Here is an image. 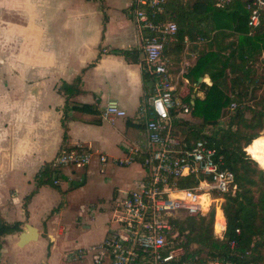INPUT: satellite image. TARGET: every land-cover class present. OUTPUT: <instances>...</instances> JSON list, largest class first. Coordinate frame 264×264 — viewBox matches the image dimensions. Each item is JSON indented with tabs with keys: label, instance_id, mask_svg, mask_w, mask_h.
Masks as SVG:
<instances>
[{
	"label": "crops",
	"instance_id": "0c3cea01",
	"mask_svg": "<svg viewBox=\"0 0 264 264\" xmlns=\"http://www.w3.org/2000/svg\"><path fill=\"white\" fill-rule=\"evenodd\" d=\"M130 1L0 0V221H19L20 231L25 224L33 225L37 238L29 242L42 236L44 242L52 243L47 255L50 264H57L61 250L56 249L64 243L66 214L73 217L74 225L86 230L80 235L89 238L96 215L108 211L111 218L103 219L99 236L64 257L71 264H88V259H74L73 252L100 241L114 227L118 201L145 175L141 163L149 152L144 135L148 114L140 115L144 97L141 64L119 53L135 49L143 59ZM197 55L194 44L188 42L182 54L168 57L169 71L177 83L175 95L182 101L203 96L202 80L210 85L207 76H199L197 81L185 76ZM77 77L81 91L73 96L74 101L95 104L98 111L69 112L65 146L98 150L109 159L130 155V147H137L138 152L124 166L109 160L100 163L94 157L85 167H60L57 184L36 187L38 170L54 159L62 145L63 95L58 86ZM108 101H115L126 114L113 121L103 118ZM80 194L89 198L74 197ZM63 200L68 201L66 207ZM216 215L221 217L222 231L223 211L218 208ZM20 231L1 237L11 242L9 237L16 236L17 242ZM4 247L0 264H15L8 245Z\"/></svg>",
	"mask_w": 264,
	"mask_h": 264
},
{
	"label": "trees",
	"instance_id": "16d2710c",
	"mask_svg": "<svg viewBox=\"0 0 264 264\" xmlns=\"http://www.w3.org/2000/svg\"><path fill=\"white\" fill-rule=\"evenodd\" d=\"M218 0H164L162 10L147 9L152 21H169L177 26L172 39L166 40L164 53L179 56L186 39L198 52L185 76L202 80L201 98L184 99L189 104L188 118L173 117L172 135L180 139L179 151L184 152L197 139L206 140L216 148L219 168L234 173L236 187L220 195L225 223L220 237H215L216 206L206 215L181 216L172 220L174 242L185 249L187 264H264V168L260 167V148L251 153L253 141L264 132V12L256 26H249L248 0H230L216 6ZM197 38L203 39L198 42ZM131 62H139L144 97L152 94L153 77L146 71L143 59L135 49L122 50ZM80 78L63 80L58 90L63 95L62 145L69 149L66 128L69 112L95 113V104L78 103L73 96L80 93ZM232 104H234L232 106ZM247 113L250 114L247 117ZM178 134H177V132ZM37 184L50 183L56 172L49 163L38 170ZM202 176L189 175L177 181L180 187L195 185ZM53 183V182H52ZM36 187L25 197V201ZM20 231V222L0 221V234Z\"/></svg>",
	"mask_w": 264,
	"mask_h": 264
},
{
	"label": "built area",
	"instance_id": "2783aa9c",
	"mask_svg": "<svg viewBox=\"0 0 264 264\" xmlns=\"http://www.w3.org/2000/svg\"><path fill=\"white\" fill-rule=\"evenodd\" d=\"M229 1L218 0L216 6ZM162 2L164 0H131L129 3L142 41V62L153 77L152 94L141 103L140 109L141 116L148 114L144 135L149 152L141 163L144 178L118 201L114 227L105 231L100 241L73 252L74 259H88V264H187L183 258L184 247L174 242L176 233L172 220L186 215H206L213 203L216 210L221 209L220 197L213 193L220 195L236 187L234 173L218 167L215 147L204 139H197L180 152V139L172 135L171 110L181 116L187 114L190 107L175 95L177 83L164 53V44L166 40H173L177 26L169 21H152L147 15V9L161 11ZM247 5L248 25L256 26L264 12V0H248ZM185 41L187 45L188 39ZM197 41L203 39L197 38ZM125 114L115 101L105 103L102 111L108 121ZM129 149L130 155L109 159L106 153L78 146L59 150L49 164L55 171L64 166L85 167L97 157L100 163L109 160L113 165L124 166L131 163L138 152L137 147ZM189 175L202 178L190 187L178 186L177 181ZM57 176L56 171L54 184L59 182Z\"/></svg>",
	"mask_w": 264,
	"mask_h": 264
},
{
	"label": "rangeland",
	"instance_id": "374dc122",
	"mask_svg": "<svg viewBox=\"0 0 264 264\" xmlns=\"http://www.w3.org/2000/svg\"><path fill=\"white\" fill-rule=\"evenodd\" d=\"M250 114L247 113V117H249ZM177 132V131H176ZM178 134V132H177ZM260 138H258L256 141H253V145L251 146V153L254 155L257 154V149L260 148V153H261V159H259V166L264 168V132L260 133ZM90 189V188H89ZM82 195V194H80ZM80 195H75L74 197L76 199H82L85 197L88 199V195L80 196ZM63 203L65 207L68 205V201L65 202L63 200ZM212 205L215 206V203ZM116 209V207H115ZM114 209V210H115ZM115 215V211L113 216ZM98 217V220H96V223L99 226H94V224L90 225V235L91 237L88 238V236H81L80 234L82 232H86V230L81 229L79 225H74V221L72 220L73 217H70V213L66 214V217H64V220L62 222V225L64 227L62 235L64 236V243H61V245H58L56 252L60 251V255L56 258L57 264H71L70 262H66L65 258L67 255H70L72 252V249L77 248L76 246H85L88 243L93 242L100 234L101 230V224L103 223L104 218H111L110 213L105 212V213H99L96 215V218ZM109 218V219H110ZM221 217L218 218L217 215H215V223L213 224L215 229L221 230ZM79 234V235H78ZM54 235V234H53ZM56 235V234H55ZM41 236V235H40ZM59 236V235H56ZM10 239L14 240L16 239V236H11L9 237ZM45 239L48 240V238L45 236ZM51 240H53V237L51 236ZM6 239L5 237L0 238V250L1 247L5 248V244L8 245L7 247V252L9 253V257L11 260L14 261L15 264H50L48 261L47 255L49 253L50 246L51 244H48L43 241L42 236L39 240L37 241H30L28 244H25L23 246L18 245V241L14 242ZM66 248V252H63ZM71 251V252H70ZM55 252V251H54ZM74 254V253H73ZM65 257V258H64ZM56 262V261H55Z\"/></svg>",
	"mask_w": 264,
	"mask_h": 264
},
{
	"label": "water",
	"instance_id": "95a60500",
	"mask_svg": "<svg viewBox=\"0 0 264 264\" xmlns=\"http://www.w3.org/2000/svg\"><path fill=\"white\" fill-rule=\"evenodd\" d=\"M213 233H214V236L215 237H220L221 234H222V231L221 230H218V229H215L213 227ZM19 236V239H18V245L19 246H22L24 245L25 243H28L29 240H33V239H36L37 236H36V229L33 225L31 224H25V229L20 231V233L18 234Z\"/></svg>",
	"mask_w": 264,
	"mask_h": 264
}]
</instances>
